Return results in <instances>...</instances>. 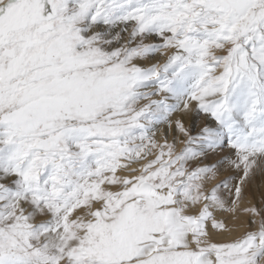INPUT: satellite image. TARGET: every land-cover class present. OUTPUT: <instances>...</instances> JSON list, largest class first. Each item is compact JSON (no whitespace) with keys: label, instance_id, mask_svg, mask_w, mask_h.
Masks as SVG:
<instances>
[{"label":"snow or ice","instance_id":"6c2138e0","mask_svg":"<svg viewBox=\"0 0 264 264\" xmlns=\"http://www.w3.org/2000/svg\"><path fill=\"white\" fill-rule=\"evenodd\" d=\"M0 264H264V0H0Z\"/></svg>","mask_w":264,"mask_h":264}]
</instances>
